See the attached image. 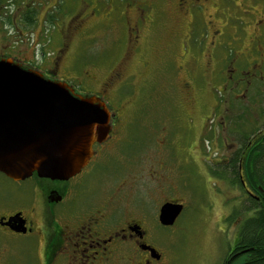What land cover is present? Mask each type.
Segmentation results:
<instances>
[{
  "label": "rangeland",
  "instance_id": "rangeland-1",
  "mask_svg": "<svg viewBox=\"0 0 264 264\" xmlns=\"http://www.w3.org/2000/svg\"><path fill=\"white\" fill-rule=\"evenodd\" d=\"M18 1H21L19 36L12 26L0 30L2 57L13 58L43 76L78 88L102 83L121 55L126 53L128 43L123 25L104 18L103 13H107L104 7L94 9L96 0ZM26 2L34 15L35 25L31 28L24 19ZM258 12L257 18L260 19L262 12ZM90 14L95 16H87ZM75 23H78L76 27ZM253 29L250 26L246 31L248 37L258 34L256 31L253 33ZM166 31L162 29L153 34L149 45L156 43L163 46L167 39ZM204 32L199 27L192 41L183 49L184 40L188 38L184 37L187 33L185 29L175 47L182 68L180 77L184 82L188 80L191 83L187 111L168 86H163L160 81L139 83L146 75L144 68L125 64V72L129 76L134 72L138 77H128V82L137 83V86H127L123 93L124 116L129 122L124 129L122 156L117 155L112 159L119 168L104 167L84 173L77 180L81 193H85L84 198L91 205L114 194L119 185L126 181L125 192L118 194L122 198V212L129 208V200L135 203L132 207L135 210L142 204L149 215L154 244L163 253L164 264H229L226 262L227 256L238 243L241 231L237 223L230 225L226 218L233 214L236 207L241 208L246 198L241 189L232 188L229 181V184L222 182L211 174L212 168L218 169L229 163L236 143L234 136L230 138L227 133L231 122L226 120L225 124H221L225 128H221L220 120L216 119L221 112H214L211 108L217 101L206 91L210 86L205 88V82L212 80L213 43L218 42L219 38L210 30L206 39ZM248 37H245V46L249 48L251 41H248ZM243 47L240 49L231 43L229 50L222 51V56L226 54L237 59L239 67L242 65L247 69L246 58L240 56ZM184 52L188 54L185 56ZM198 53L201 55L196 61L191 55ZM90 72L94 75L92 81L88 78ZM222 78L225 76H219L218 82ZM216 90L223 98H230L225 90L218 89V85ZM114 93L111 92L112 97ZM255 110L254 116L257 117L262 107L256 106ZM234 111L224 114L240 115L233 118L236 126L245 113L242 114L240 106ZM248 121L243 130L251 132L255 122L251 119ZM258 121L264 125V119ZM171 199L184 201L185 208L177 224L167 229L159 225L158 216L160 206ZM23 262L28 264L29 260Z\"/></svg>",
  "mask_w": 264,
  "mask_h": 264
},
{
  "label": "flooded vegetation",
  "instance_id": "flooded-vegetation-1",
  "mask_svg": "<svg viewBox=\"0 0 264 264\" xmlns=\"http://www.w3.org/2000/svg\"><path fill=\"white\" fill-rule=\"evenodd\" d=\"M20 3L18 0H0V30L4 31L5 27L12 26L18 34ZM85 3L89 6L88 1ZM97 6L106 9L104 18L123 25L127 50L102 83L94 87L81 85L71 88L75 95L95 96L106 107V132L102 135L96 134L90 162L79 174L68 180L48 179L36 172L27 178L16 180L0 172V264H24V260H29L28 264H164L163 253L154 244L153 230L148 222L149 215L142 208V204L135 210L132 209L135 203L129 200V208L122 212V198L118 194L125 192L128 185L126 181L116 189V195L115 191L105 200L91 205L84 198L85 193H81L82 189L77 180L84 173L104 167L115 169L112 159L118 157L117 155L120 158L122 156L124 129L129 122L124 116L123 93L125 87L137 86V83L128 82V77H138L134 72L129 76L125 72V64L144 68L146 75L139 83L160 81L163 86H168L187 111V95H190L191 83L188 80L184 82L180 77L182 68L179 66L175 48L185 29L187 33L184 37L188 38L184 40L183 49L192 41V36L199 27L205 30L206 39L210 30L219 38L218 42L213 43L214 64L210 74L212 80L205 82V88L210 86L206 91L217 101L211 108L214 112H221L216 117L220 120L218 123L225 124L226 120L231 122L227 133L230 138L234 136L236 143L229 163L220 166L222 182L229 181L226 176L230 170L226 169V165L232 162L238 149V137L244 131V121L264 119V0H96L94 9ZM259 10L262 12L260 19L257 18ZM25 12L24 19L28 28H31L35 25L34 15L27 2ZM91 15L95 16H87ZM76 24L78 23H75V27ZM250 26L254 28L253 33L258 32L253 37H248L249 34L246 33ZM77 27L79 29V25ZM162 29H167V39L163 46L156 43L149 45L153 34ZM245 37L251 41L249 48L248 45L245 46ZM231 43H235L240 49L244 45L240 56L246 58L247 69L242 65L239 67L237 59L226 54L222 56V51L229 50ZM187 54L184 52L185 56ZM200 55L198 53L191 56L198 61ZM88 74V78L94 80V75L91 72ZM222 75L225 78L218 82ZM217 85L230 98L220 96L216 90ZM111 92H115L113 97ZM238 106L242 108L245 116L240 117L235 126L233 118L240 115L227 116L224 113L232 112ZM256 106H261L263 112L257 117L254 116ZM222 127L225 128L221 125ZM243 154L242 158L248 155L246 151ZM244 164L242 159L238 162L237 175L243 187L242 193L246 199L250 196L257 203H262L263 192L256 191L246 176L248 168ZM171 201L183 203L185 208L184 201L171 199L166 202ZM262 210L264 206L258 207L255 213ZM176 221L172 226L162 223L159 225L172 229L177 224ZM240 226L238 225L239 229ZM151 247L156 249V253H152ZM235 251L236 246L229 251L231 256L228 254L227 258L237 255L238 252Z\"/></svg>",
  "mask_w": 264,
  "mask_h": 264
},
{
  "label": "water",
  "instance_id": "water-1",
  "mask_svg": "<svg viewBox=\"0 0 264 264\" xmlns=\"http://www.w3.org/2000/svg\"><path fill=\"white\" fill-rule=\"evenodd\" d=\"M107 115L95 96L75 95L68 83L0 57V172L5 175L17 180L36 172L68 180L79 174L90 162L97 135L106 132ZM183 208V203H164L159 223L172 226Z\"/></svg>",
  "mask_w": 264,
  "mask_h": 264
},
{
  "label": "trees",
  "instance_id": "trees-1",
  "mask_svg": "<svg viewBox=\"0 0 264 264\" xmlns=\"http://www.w3.org/2000/svg\"><path fill=\"white\" fill-rule=\"evenodd\" d=\"M253 121L255 122L254 129L251 132L243 131L244 133L242 132L238 137L240 144L234 153L235 156L232 162L228 166L226 165V169L230 170L226 178L231 184L230 187L243 190L241 181L237 175L238 162L242 159L245 161L244 166L248 168L246 176L249 177L256 191L263 192L261 197L264 198V130H262L264 126L259 125V121L256 118ZM239 127H241L240 124ZM245 151L248 155L242 158ZM211 172L212 175L220 178V180L223 178L220 167L218 169L212 168ZM261 206H264V199L262 203H257L255 198L247 196L245 204L241 208L236 207L233 214L226 218V221L230 225L233 223H237V226L241 225L239 242L236 245L235 251L238 254L233 255L232 258L230 257L231 259H228L227 263L264 264V210L260 213L258 212V214L255 213L258 207ZM229 256H231V253Z\"/></svg>",
  "mask_w": 264,
  "mask_h": 264
}]
</instances>
